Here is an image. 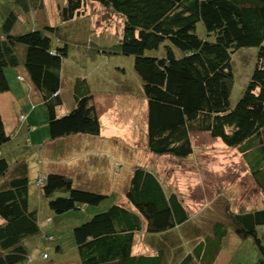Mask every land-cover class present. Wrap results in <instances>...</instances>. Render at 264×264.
<instances>
[{
	"label": "trees",
	"instance_id": "1",
	"mask_svg": "<svg viewBox=\"0 0 264 264\" xmlns=\"http://www.w3.org/2000/svg\"><path fill=\"white\" fill-rule=\"evenodd\" d=\"M13 2L26 16L31 14L32 23L27 30H19L20 13L10 10L0 14L4 15L0 22V94L11 89L6 69L25 67L48 111L49 140L101 132L86 76H77L72 110L65 114L58 111L64 104L62 75L70 51L62 42L61 25L85 17L87 4L99 3L122 16L123 33L113 46L92 49L85 56L94 60L98 53L100 57H134L146 97L148 151L186 158L195 151L193 133L207 132L238 148L246 158L250 156L247 162L252 176L264 194V0H61L56 6L60 21L56 24L36 17L45 7L44 0L8 3ZM245 47L257 49L255 67L243 94L232 104V58ZM23 77L18 74V80L24 81ZM26 117L21 115L20 121ZM10 137L0 110V146ZM27 163H10L0 154V264H29L32 250L41 243L55 245L54 256L43 250L41 264H57L54 259L61 261L65 255V241L41 226L38 209L33 206L37 204L30 197ZM38 177L40 196L47 198L56 214L82 211L85 205L88 212L109 198L117 199L73 227L79 262L69 261L72 264H164L169 258L167 248L177 257L182 254L175 249L182 239L171 233L174 228L181 227L179 234L189 229L198 232L194 223L190 226L180 196L166 191L158 175L144 167L134 168L124 191L125 202L119 194L81 187L65 173H39ZM230 219L216 222L212 234L195 242L177 263L212 264L230 229L253 240L258 252L255 264H264V240L259 233L264 225V206L235 213ZM145 227L164 238L160 242L149 235L156 253L134 254L136 233ZM199 259L202 263H197Z\"/></svg>",
	"mask_w": 264,
	"mask_h": 264
},
{
	"label": "rangeland",
	"instance_id": "2",
	"mask_svg": "<svg viewBox=\"0 0 264 264\" xmlns=\"http://www.w3.org/2000/svg\"><path fill=\"white\" fill-rule=\"evenodd\" d=\"M0 1L3 4L0 5V14L10 10L20 13L21 18L17 27L19 30L22 28H26L24 31L27 30L32 23L31 14L26 16L22 13L18 3H8L10 0ZM60 1L44 0L45 7L39 12L42 17H36L38 19L45 17L51 24L60 22L56 7ZM84 11L85 17H76L75 20L61 25L60 35L64 39L62 42L68 44L70 51L64 62L65 69L62 75L64 104L58 108V111L65 114L68 110H72L75 102L72 89L76 84L77 76H86L91 93L94 95L93 102L100 119L101 132L108 133L109 136H102L96 140L93 137L83 139L84 136H79L83 134L70 135L75 139L74 136L79 138L65 142L64 155L50 160L45 158L44 161L45 152L41 151L40 147L44 149L49 141L48 111L38 100L39 93L32 86L31 89L29 88L30 77L26 74L25 67L20 66L6 69L11 90L0 94L1 114L6 131L11 136L8 142L0 146V154L9 158L10 163L21 160L28 162L30 197L32 203L37 204L33 206L38 209L41 226L45 231L51 229L57 237L62 236L65 241V255L61 261H58L57 257L54 259L57 264H72L71 262L76 260L79 262L73 245V227L87 220L94 212L105 210L117 199L109 198L101 206L92 207L88 212L74 210L70 213L56 214L50 209L47 198L40 196V188L36 184V181L39 182L37 180L40 178L39 173H65L72 176L81 187L102 189L121 195L129 185L135 167L140 166L154 171L166 191H175L180 196L188 210L190 226L194 223L198 231L192 233L189 229L179 234L181 227H176L175 231L171 232L176 238L182 239L175 245V249L182 254L177 257L172 249L168 251L167 248L169 258L164 259V264H176L191 251L195 242L205 235L212 234L216 222H227L235 213L263 207L264 194L252 176L247 162L250 156L246 158L238 148L228 146L221 139H215L207 132L193 133L195 151L186 158L155 155L148 151L146 97L138 82L139 76L134 68V57L115 54L100 57L101 54L98 53L95 54L98 58L94 60L85 56L93 52L92 49L116 44L123 33V18L99 3L87 4ZM2 17L4 15H0V22ZM199 27L203 29V26ZM256 52L257 49L254 47H245L233 55L232 104L241 97L253 73ZM19 73L25 77L24 82L18 80ZM27 108L33 109L31 110L33 113L27 120L21 122L22 113L28 116ZM35 128L37 132L33 133ZM56 141V145L59 141L62 142ZM84 148L90 154L97 155L94 163L90 164L89 156L83 155L84 153L74 154ZM84 179L86 183L83 182ZM120 200L125 202L124 197ZM50 219L54 221L50 222ZM259 233L264 240V225L259 227ZM163 238L154 239L162 242ZM153 242V239L150 241L148 231L144 228L136 235L133 253H156L155 248L147 245ZM54 248V244L37 245L32 250L29 264H41L44 249H48L54 256ZM257 253L252 239L241 238L229 229L222 249L212 264H255ZM199 262L202 263V260H197V263Z\"/></svg>",
	"mask_w": 264,
	"mask_h": 264
},
{
	"label": "crops",
	"instance_id": "3",
	"mask_svg": "<svg viewBox=\"0 0 264 264\" xmlns=\"http://www.w3.org/2000/svg\"><path fill=\"white\" fill-rule=\"evenodd\" d=\"M24 78V77H23ZM25 81V80H24ZM23 81V82H24ZM28 86H29V88L31 89V86H32V83H30V84H28ZM11 90V89H10ZM10 90L8 91V92H10ZM38 100L40 101V102H42V100H41V96L40 95H38ZM39 104V103H38ZM29 108H27V110H28ZM31 110H33V109H29L28 110V116L26 117V120L32 115V113H33V111L31 112ZM31 112V113H30ZM30 114V115H29ZM59 114H63V112L62 111H60L59 112ZM21 115H24V113H22ZM34 130V129H33ZM37 132V129L35 128V130H34V132L33 133H36ZM111 134V133H110ZM77 135V134H76ZM79 136H84L83 137V139H90V138H95L96 140L98 139V138H101L102 136H109L108 135V133H103V132H100V134L99 135H90V134H83V135H79ZM79 136H74V137H76V139L75 138H73V136H67V137H65V138H61V139H58V140H61L62 142H58V144L56 145L55 143H57V141H51V140H49L50 142H52L51 144H50V146L49 147H45L44 148V152H45V155H44V161H46L45 160V158L46 159H51V158H54V157H62L63 155H64V148H63V145L65 144V142H67V141H71V140H77L78 138H79ZM95 136H97V137H95ZM49 141H47V142H49ZM97 144H99V143H97ZM99 145H101V144H99ZM113 147V146H112ZM89 149V148H88ZM90 150V149H89ZM47 151L49 152V153H47ZM83 151V152H82ZM79 154V155H81V153H84L83 155H88L89 157H88V160H89V163L91 164V163H94V161H95V156H97L95 153H89L88 151H87V149L86 148H84V149H82V150H80V151H76L74 154ZM89 153V154H88ZM106 159V158H105ZM107 161L109 162V160H108V158H107ZM39 166H41V165H39ZM41 172H42V170H40ZM76 181V180H75ZM83 182H85L86 183V180L84 179L83 180ZM92 189H94V188H92ZM102 190V189H101ZM103 192H109V191H105V190H102ZM121 193V192H120ZM109 194H113V193H110L109 192ZM121 198H125V192H124V194L123 193H121ZM126 200V199H125ZM88 208V206H83V207H81V210H85L86 211V209ZM145 229H146V227H145ZM138 233V232H137ZM137 233H136V235H137ZM148 235H153V234H151V233H149L148 232ZM153 236H155V237H160V236H162V234H155V235H153ZM150 248H153L152 247V244H147ZM136 254H143V252H141V253H136Z\"/></svg>",
	"mask_w": 264,
	"mask_h": 264
}]
</instances>
